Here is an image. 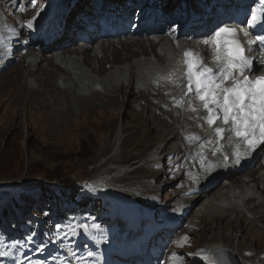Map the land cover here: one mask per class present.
Returning <instances> with one entry per match:
<instances>
[{
  "label": "rangeland",
  "instance_id": "374dc122",
  "mask_svg": "<svg viewBox=\"0 0 264 264\" xmlns=\"http://www.w3.org/2000/svg\"><path fill=\"white\" fill-rule=\"evenodd\" d=\"M17 1L16 7L24 13L28 1L32 3V0H3L4 5L2 8L0 6V19L7 20L11 27L9 33L14 34L19 30L18 22L23 20V15L15 14V24L7 18L5 10L9 3L14 4ZM34 11L35 8L29 10L30 13ZM3 51L5 50L0 47V54ZM120 54L125 60L126 52ZM105 65L108 69V64ZM12 68L8 67L0 73V264H88V258L95 255L93 250L100 251L99 242L105 239L124 247L140 239L145 240L146 237L149 238L146 245L147 257L171 249L172 255L176 254L174 258H177L178 264H209L208 260L200 256L190 257L186 262L185 257L195 243L203 239L209 241L211 232L219 237H233L234 243L237 237L253 239L260 236L259 241H254L251 246H257L261 242L260 246L264 247L263 222L251 230L241 224H230L227 220H207L208 226L199 224L193 229L191 234L194 237L187 235L185 230L180 233L177 231L190 222L189 216L181 226H175L176 230L168 224L167 221L173 218L160 214L159 204L140 183L146 181L147 171L143 168L147 162L146 156L151 151L162 148L168 150L166 146L174 136L169 130H160L158 117L154 124L151 122L152 118H147L146 105L137 112L133 110L136 107L134 102H138V98L126 94L118 101L115 100L112 106L107 104L105 109L97 105L93 107V104V108L90 107L87 111L86 104L80 103L78 109L66 112L63 109L66 98L62 92L49 94L45 100L38 98L37 94L27 93L30 100L34 99L43 105L46 101L48 110H41L38 106L12 98L15 86L10 89L18 73ZM61 77V73H58L57 80ZM19 96L21 94H17V98ZM70 100L77 105L73 98ZM93 103L96 104L95 100ZM41 112L44 118L38 115ZM71 127L73 129L68 130ZM118 132L123 133L122 150L114 157ZM163 134H167L170 139H165ZM173 144L171 147L175 148ZM100 175L107 176L113 186L135 196L137 203L145 208L146 214H141L137 220L139 228L127 227L112 200L89 188V183ZM177 175L181 176L182 173L178 172ZM162 179L163 177L160 178ZM221 182L224 184L225 179ZM6 183H16L17 188H6ZM176 185L169 180L158 189L163 202L167 203L171 199L170 193ZM215 187L217 186L214 189ZM50 188L56 193L51 202L62 206L61 212L66 214V220L59 219L54 210L50 213L45 209L37 211L41 205L49 204L44 192ZM81 198L85 201L92 199V203L93 200H99L101 204L97 212L100 215L92 217L87 212L83 215L79 205ZM30 220L35 222L32 231L26 230ZM84 225L87 226L86 231L82 227ZM165 225H169V229ZM184 236L188 237L183 242L187 252L182 251V246L176 242ZM35 237L36 242L33 243ZM193 239L194 243H191ZM59 241L63 242V246ZM241 242L242 240L237 243ZM202 244L206 245V242ZM65 248L68 249L67 252ZM42 254L44 256L40 257ZM262 263L264 264V255Z\"/></svg>",
  "mask_w": 264,
  "mask_h": 264
},
{
  "label": "bare ground",
  "instance_id": "6f19581e",
  "mask_svg": "<svg viewBox=\"0 0 264 264\" xmlns=\"http://www.w3.org/2000/svg\"><path fill=\"white\" fill-rule=\"evenodd\" d=\"M53 1L56 0H38L35 6L28 1L25 13L16 7L18 1L8 4L5 10L7 18L17 24L15 14L22 13L23 20L18 22L21 30L14 34L9 33L11 27L7 20L0 19V47L5 50L0 57L6 56L8 42L21 46L26 42V38H30L31 33L27 35V29L31 28L27 27V21L36 17L32 27L48 25L54 18L55 9L53 6L47 7V4ZM64 1L69 13L72 14L74 9L69 4L82 0ZM2 3L3 0H0L1 8L4 5ZM32 8H35V11L30 13L29 10ZM65 8L64 5L62 10ZM225 8L227 9V6ZM38 11L39 15H37ZM245 37V42L252 51L255 44L251 39L249 41L248 35ZM192 48L182 39L161 41L155 46L150 41H143L137 45L135 50L137 53H134L130 46L123 44L104 51V58L99 57L97 51L87 52L83 56L69 53V57L58 58L52 53L48 54L49 50H36L33 44L22 49L18 47V50L25 49V51H17L13 55L11 68L16 69L18 73L10 89L15 86L11 96L18 102L23 100L25 104L48 110L46 101L43 105L34 99L30 100L27 93L37 94L38 98L45 100L49 94L62 92L66 98L63 109L66 112H73L80 107V103L86 104L87 111L93 104V107L97 105L105 109L107 104L112 106L115 100L118 101L126 94L133 95L134 98L139 99L138 102H134L136 107H133V110L137 112L146 105L147 118H152L151 122L154 124L158 117L160 130H169L174 136L166 146L168 150L162 148L151 151L146 156L147 162L143 167L147 171L146 181L140 183V186L147 189L159 204L160 214L170 215V218H173L167 221L168 224L176 230L189 216L190 222L184 228L177 229L178 233L185 230L189 236H193L191 233L199 224L208 226L207 220L213 219L227 220L230 224H241L242 227L253 230L260 222L264 223V151L263 154L260 151L263 146H258L251 152L241 150L239 147L242 146L241 143L238 146L234 145L228 137L219 142L216 137L210 135L208 128L202 126V115L195 101H191V98H182L184 94L182 84L185 77L182 62L185 51ZM124 52H126L125 60L120 54ZM117 61L118 64L115 65H119V68L116 70L114 66L105 68L106 63ZM127 62L129 64L125 65ZM3 68L0 69V73L4 71ZM58 73H61L62 77L57 80ZM17 94L21 96L17 98ZM22 95L25 97L22 98ZM71 98L77 102L76 106ZM94 100L96 104L93 103ZM191 107H195L197 111H191ZM38 115L44 118L42 112ZM43 121L45 122V119ZM65 125L67 126V123ZM72 129L71 127L68 130ZM163 136L165 139H170L167 134ZM122 140L123 133L118 132L115 139V146L118 149L114 147V157L122 150ZM171 144L175 145V148L171 147ZM237 151L241 153L239 163L236 162ZM178 172L182 175H177ZM162 177L163 179L160 180ZM225 178L227 180L223 184L221 180ZM169 180L177 185L170 193L171 199L166 203L163 202L158 189ZM4 186L17 188L16 183H6ZM214 186L217 187L214 189ZM89 188L112 200L121 216L129 219L130 225L127 227L131 228L133 224H137L141 214H146L145 208L137 203L135 196L113 186L107 176H98L89 183ZM22 214L25 215V212ZM140 228L142 230V227ZM253 239L237 237L234 243L233 237H219L211 232L209 241L203 239L195 243L196 245L185 257V262L188 258L197 256V251L203 249L200 257L206 256L209 264H215L212 254L217 250L226 249L238 256L240 264H263L264 247L260 246L262 243L258 242L259 245L251 246L254 241H259L260 236ZM240 240L242 242L238 244ZM176 242L181 240L178 239ZM202 242H206V245ZM191 243H194V239ZM181 250L187 252L188 249L183 245ZM168 264H178V262L170 260Z\"/></svg>",
  "mask_w": 264,
  "mask_h": 264
},
{
  "label": "snow or ice",
  "instance_id": "6c2138e0",
  "mask_svg": "<svg viewBox=\"0 0 264 264\" xmlns=\"http://www.w3.org/2000/svg\"><path fill=\"white\" fill-rule=\"evenodd\" d=\"M32 4L35 6V0H32ZM35 18L27 21L28 28H32ZM256 21L254 13L249 24L254 25ZM255 41L264 48V35L256 36ZM211 44L216 53L215 70L205 66L204 58L194 50L184 53L187 67L186 95H194L201 102V107L207 113L202 119L210 127L215 126L213 131L216 136L224 138L225 127L217 123L220 121L222 125L228 126V131L243 141L247 150H254L264 144V77L250 78L249 73L254 67L253 58L245 54L237 28L227 25L219 27L213 33ZM191 111L197 109L191 107ZM235 155L239 163L241 153L237 151ZM82 227L87 230L86 225ZM187 240V236L181 237L179 246H183L182 242ZM203 251H197L196 255L200 256ZM173 257H176L175 253ZM202 258L207 259L206 256Z\"/></svg>",
  "mask_w": 264,
  "mask_h": 264
},
{
  "label": "trees",
  "instance_id": "16d2710c",
  "mask_svg": "<svg viewBox=\"0 0 264 264\" xmlns=\"http://www.w3.org/2000/svg\"><path fill=\"white\" fill-rule=\"evenodd\" d=\"M44 195L46 196V198L50 201L48 205H41L38 209V210H46L47 212H53V210L56 212V214L61 217V220H66V215L65 216H62V212H61V206L59 205V203H56V202H51V198L55 197L56 196V193L54 192V190H52L51 188L50 189H46L45 192H44ZM80 195V194H79ZM78 195V197H79ZM63 204V203H61ZM89 204V205H88ZM100 202L99 200H94V202L92 203V199L88 200V201H85L83 198H81L80 200V206H81V212L82 214L84 215L86 212L87 213H91V216H94V217H97L98 215V212H97V209L98 207H100ZM54 208H53V207ZM32 223H30V227L28 228V230H31L35 224L34 221H30ZM24 235H26V233H23ZM6 235V234H5ZM7 236V235H6Z\"/></svg>",
  "mask_w": 264,
  "mask_h": 264
},
{
  "label": "water",
  "instance_id": "95a60500",
  "mask_svg": "<svg viewBox=\"0 0 264 264\" xmlns=\"http://www.w3.org/2000/svg\"><path fill=\"white\" fill-rule=\"evenodd\" d=\"M216 264H240L237 256L226 249L215 252Z\"/></svg>",
  "mask_w": 264,
  "mask_h": 264
}]
</instances>
